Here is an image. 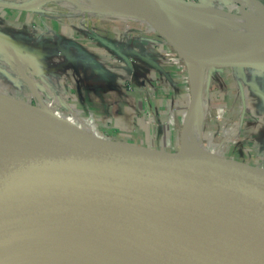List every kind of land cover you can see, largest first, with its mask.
<instances>
[{
  "label": "water",
  "instance_id": "water-1",
  "mask_svg": "<svg viewBox=\"0 0 264 264\" xmlns=\"http://www.w3.org/2000/svg\"><path fill=\"white\" fill-rule=\"evenodd\" d=\"M126 1L136 15L156 26L183 61L187 49L179 35L196 38L183 13L211 5L207 0ZM0 6L23 10L3 1ZM193 43L206 56L203 72L207 65L209 70L264 72V59L247 60L213 41ZM202 85L203 77L198 97ZM8 100L16 101L0 93V167L18 174L33 172L40 205L25 207L23 198H15L18 192L11 193L14 199L0 201V264H264V194L232 193L213 173L220 170L264 187V168L222 158L205 160L203 153L189 150L160 153L78 135L80 143L52 142L26 123L27 115L11 108ZM58 120L46 116L40 127L73 138L71 131L57 127ZM141 175L146 180L176 176L210 186L142 187L131 179ZM93 177L103 180L107 195L92 199L81 188L79 180ZM62 183L78 204L66 196Z\"/></svg>",
  "mask_w": 264,
  "mask_h": 264
},
{
  "label": "rangeland",
  "instance_id": "rangeland-1",
  "mask_svg": "<svg viewBox=\"0 0 264 264\" xmlns=\"http://www.w3.org/2000/svg\"><path fill=\"white\" fill-rule=\"evenodd\" d=\"M1 1L6 2V0ZM25 1L26 0H17L15 3L17 5H24ZM34 1H36L34 7H38V5L42 6L39 11L35 8H33V11H24L13 7L0 6V30L10 32L11 34L26 33L31 39L35 40V42H33L35 46L38 45L37 43L39 41L45 47H50L53 50H58V47H60V52L69 51L73 57L76 55L77 58H83L82 62L85 63L86 71L91 69L89 65L93 62L95 65L94 67L101 69L102 73L106 72L103 77L106 80L104 81V79L101 78L104 84L99 90L103 96H106L107 103H105V105L101 104L105 109H100L99 112L103 113V117H114L113 124H115V126L112 127L108 124L107 127H101L98 124L96 116L93 118L91 117L92 120L89 122V115H93L95 112L89 107L82 108V104L86 103L78 102L76 103L77 107L64 108L63 105L66 100L58 96L48 85L37 83V86L32 85L31 91L24 86L25 89L22 90V92L25 95L15 97L8 92L9 89L7 87L8 90L0 83V88H4L0 89V93L6 92L9 95L8 97L13 96L12 98L16 99V101L8 100L10 101L8 103L9 106L16 111L25 113L27 115L24 116L26 118V123H29L33 127H38V132L41 134L42 138L49 141L53 140L52 142H56L55 140H68L70 142L80 143L81 141L75 138L76 135H78L86 139L97 141L101 139L109 140L104 137H111V141H116L115 137L117 134H120V132L116 131V125H118V123H116L118 119L117 113H123L125 105L134 104L136 101L131 100L132 103H125L123 102L124 100H118L120 96L131 97L133 96V91L137 90L134 95H137L139 99H143V97L145 99V95L148 93L150 95L153 94V101L157 98L161 100L166 98L159 88V84L156 82L157 80H154L157 75L161 76L162 73L159 74V71V73H156V67L150 64L154 57L151 52L149 53L147 48H150L152 44L151 47H153V50L164 43H167L171 47L172 51L179 59L177 71L184 77V83L187 89L186 65L182 57L177 55L172 46L159 34L156 27L154 29H149L147 27H140V25H130L123 29L122 22L119 19H114V21H117V25L115 26L110 25L112 22H110V24L108 22H103L104 26L96 25L95 22L82 19L88 17L96 18V16L99 17L102 14L96 10L85 8L82 3L77 0ZM192 1L195 3L198 2L197 0ZM207 1L221 12L225 10L224 14L226 15L239 13L244 17L249 16V8H246L241 2L239 3V0ZM65 2L68 8L64 7L65 5L61 6ZM55 7H58V9ZM256 10L259 20L264 22V18H261L264 17V11L261 8L260 10L263 12L258 9ZM202 18L211 19L210 16L208 17L205 15H202ZM153 36L156 39H160V44L155 43ZM158 58L161 59L160 63L162 62L164 66H169L164 63L166 62V56L163 55L162 51H160ZM77 66L81 68V65ZM15 67L17 68L14 64L13 68ZM205 72L204 74L206 75H203L202 89L204 95L207 96H205L206 109L204 114L202 113L201 139L203 143L211 142V144L217 145L218 148V143L224 140V137L228 135L223 152L220 149L224 161L233 160L236 163L247 164V166L251 168H264V159L262 165L253 162L254 158L249 157L251 152L249 153V151L246 150L248 146L245 144V141L254 135L252 138L255 140L258 138L261 140V138H263L264 146V124L255 125V122H253L255 121L254 119L257 118V112L264 111V72L251 68H243L240 70L237 67L215 68L210 71L211 73L208 71ZM31 73L32 72H30V74ZM27 74L29 77L31 76L29 72H27ZM14 75L16 76L15 73ZM257 78L261 79L258 80ZM12 82L14 83L13 80H11V84ZM15 82L19 85L20 83L25 85L20 78H17ZM50 91H52V93L48 94L47 92ZM104 93L106 95H104ZM187 93L188 96L185 95L186 100L185 98L184 100L178 98L173 105L175 111L176 108L181 109L180 115L181 113H185L188 109L187 107L191 105L192 93H190L189 88ZM111 97L114 99H111ZM57 98L59 99L57 100ZM67 103L66 105H68ZM250 104L252 106H250ZM247 106L251 109V113L246 110ZM142 109L143 106L141 107V110ZM76 112L81 116L79 120H76ZM84 112L86 114L89 113V115H85ZM132 112L134 113L135 110ZM48 113L50 114L48 115ZM52 113L58 116V118H55L59 119L56 121L57 127L62 130L71 131L72 134H74V137L72 136L73 138L64 134L47 133L41 129V127L45 125L43 121L46 116H52ZM136 116H138L137 113ZM188 119L189 115L187 114L181 132V121L178 119V127L175 128L176 135L172 141L168 140V134L164 136L153 132L151 137H156L159 142L158 144H167L168 148H173L172 150L181 149L180 140ZM259 123L261 122L259 121ZM262 132L263 135L261 134ZM123 133L135 137V139L139 138V130H136V128L130 127L128 131ZM130 144L139 148H144V145L138 143ZM243 183L245 184L248 182L243 181Z\"/></svg>",
  "mask_w": 264,
  "mask_h": 264
},
{
  "label": "crops",
  "instance_id": "crops-1",
  "mask_svg": "<svg viewBox=\"0 0 264 264\" xmlns=\"http://www.w3.org/2000/svg\"><path fill=\"white\" fill-rule=\"evenodd\" d=\"M153 38L152 39L155 41V43L160 44L159 38L156 39L154 36ZM33 42H35V40L31 39L26 33L24 34L22 32L18 34H11L10 32L0 30V83L3 84L5 88L7 87L9 89L8 90L6 88L8 92L15 97L24 96L25 94L22 92V90H24L25 87L31 91L32 85L37 86L39 83H42V85H48L51 87V89L58 96L62 97L63 100L65 99L68 102L67 103L65 101V104L63 105L64 108L77 107L76 103L78 102L86 103L82 104V108L89 107L95 112L92 114L93 117L96 116L99 126L107 127V124L111 127L115 126V124H113L114 117H103V113L99 112L100 109H105V107L101 106V104L105 105V103H107L106 96H103L99 90L104 84L102 79H104V81L106 80L103 78L106 72L102 73L101 69L94 67L95 65L93 62L89 65L91 69L86 71L85 63L82 62L83 58H77L76 55L73 57L69 51L60 52V47H58V50H53L50 47H45L39 41L37 43L38 45L36 46ZM151 46L147 49L149 53H152L154 58L152 59V62H149L150 64H153L154 67H156V73H162L161 76L157 75L154 80H157L156 82H158L159 88L166 98H163V100L157 98L153 101V94L150 95L148 93L145 95L147 99H144L143 97V99L141 98L143 100L142 101L137 95H134L137 90L133 91V96L131 97L120 96L118 100H124L123 102L125 103H132L131 100L136 101L134 104L125 105L123 113H117L118 119L116 120V123H118V125H116V131L120 132V134H117L115 140L128 145H131L130 143L144 145V148L141 149H151L160 153H176L179 149L172 150L173 148H168L167 144H158L159 142L157 138L151 137V135L153 132L162 134L164 136L168 134V140L172 141L176 135L175 128L178 127V119L181 121V132L188 109L185 113H181V116V109L176 108L175 111L173 105L175 101L178 100V98L181 100H184L185 98L186 100L185 95L188 96V87L186 89L184 77L178 73L177 69L179 66L176 63L164 62L169 66H164L162 62L160 63L161 59L158 57L160 51H162V44H160V46L154 50ZM14 64L17 66V68H13ZM77 65H81V68H79ZM27 72H29V74L32 72L30 77L28 76ZM17 78H20L25 85H22L21 83L19 85L17 82H15ZM257 79L260 80L261 78ZM11 80H13L14 83L12 82L11 84ZM0 89L4 88L2 87ZM47 93L51 94L52 91ZM2 94L9 96L6 92ZM104 95L106 94L104 93ZM112 98L113 97H111V99ZM58 99L59 98H57V100ZM66 103L68 105H66ZM142 106L143 109L141 110ZM250 106L252 105L250 104ZM133 110H135L134 113L132 112ZM246 110L250 112L251 109H249L247 106ZM136 113L138 116H136ZM49 114L50 113H48V115ZM84 114L89 115V113L86 114L85 112ZM256 117L257 118L254 119L255 121H253L255 122V125H261L262 123L264 124V111H258ZM259 121L261 123H259ZM130 127L139 130V138L135 139V137L123 133L128 131ZM261 134L263 135V132ZM252 137L247 140L245 139V144L248 146L246 150H248L249 153L251 152L249 157L254 158L253 162H257L260 163L259 165H262L264 159L263 138H261V140L259 138L255 140Z\"/></svg>",
  "mask_w": 264,
  "mask_h": 264
},
{
  "label": "bare ground",
  "instance_id": "bare-ground-1",
  "mask_svg": "<svg viewBox=\"0 0 264 264\" xmlns=\"http://www.w3.org/2000/svg\"><path fill=\"white\" fill-rule=\"evenodd\" d=\"M1 1V0H0ZM17 0H6L5 3L16 4ZM82 3L85 8L96 10L102 15L96 18H83L85 21L95 22L97 25H103V22H112L110 25H117V21L114 19L121 20L123 29L130 25H140V27H147L149 29L155 28L153 23L143 20L138 15L135 14L133 8L128 4L126 0H77ZM245 1V0H244ZM26 2V3H25ZM24 5H20L24 11L40 10L42 6L34 7L36 1L26 0ZM23 3V2H22ZM66 3V2H65ZM61 6L68 8L67 3ZM49 4V3H47ZM43 5V4H42ZM46 5V4H44ZM246 8H249V16L244 17L239 13L233 15H226L224 12L220 11L218 8L212 7V5H203L200 7V12L198 13H183L185 18L190 22L196 31V38L191 40L186 33H181L179 37L184 42L186 46V60L184 64L186 65V79L188 81V88L190 93H192V101L190 105V114L187 121L186 127L183 131L181 138V150H189L196 153H203L204 159H218L223 158L221 150L225 148L227 143V137H224L217 145L211 144V142L203 143L201 140V129H202V113L206 109V97L204 95L203 89L202 94L198 97V90L201 79L204 74L202 68V61L204 62L206 56L198 51L193 42H207L213 41L217 45L227 46L232 48L235 52L239 53L243 58L247 60L254 61L256 59H264V22L259 20L257 15V10L260 8L264 11V4L257 1L246 0L243 4ZM49 6V5H48ZM58 6V5H57ZM73 6V5H72ZM71 6V7H72ZM251 7V9H250ZM50 8V7H49ZM56 8V7H55ZM63 8V7H62ZM45 9V8H44ZM58 9V7L56 8ZM261 11V10H260ZM261 11V12H263ZM85 14V13H84ZM224 14V15H223ZM229 14V13H228ZM88 15V14H87ZM202 15L210 16V20L202 18ZM92 17V16H91ZM69 18V17H68ZM264 18V17H261ZM164 27V26H163ZM105 28V27H104ZM166 28V27H164ZM168 29V28H167ZM166 30V29H165ZM169 30V29H168ZM124 32V31H123ZM188 39V40H187ZM190 40V41H189ZM192 41V42H191ZM199 59L201 64L195 63V59ZM202 67V68H201ZM205 71L210 72L209 66L207 65ZM206 73V72H205ZM211 73V72H210ZM207 91V90H206ZM206 93V92H205ZM241 94V93H240ZM237 105V104H236ZM241 105V104H240ZM229 108V107H228ZM243 109V108H242ZM54 114V113H53ZM204 118V117H203ZM228 126V125H227ZM226 126V127H227ZM39 133V132H38ZM41 136V134H39ZM53 141V140H52ZM56 142H61L60 140H55ZM68 141V140H65ZM221 149V150H220ZM207 152V154H206ZM214 177L217 183L222 188H225L232 193L238 194H264V187H256L254 185L243 183L242 179H237L232 175L226 174L220 170H213ZM133 181L141 185L142 187H153V186H164V185H208L204 181H185L176 176H157L150 177L149 180L141 176H135L131 178ZM220 179L223 180L221 184ZM81 188L93 199V197H100L101 195L108 194V188L106 184L100 177L85 178L79 180ZM34 173L28 172L25 174H18L13 170L0 167V201L14 199L11 195L12 192H18L15 198H23L26 201L25 207L35 205L39 207L40 200L35 188ZM62 183V187L65 191L66 196L73 202L79 203V200L72 193V191ZM108 191V192H106ZM4 197L6 199H4ZM55 264V263H48Z\"/></svg>",
  "mask_w": 264,
  "mask_h": 264
},
{
  "label": "built area",
  "instance_id": "built-area-1",
  "mask_svg": "<svg viewBox=\"0 0 264 264\" xmlns=\"http://www.w3.org/2000/svg\"><path fill=\"white\" fill-rule=\"evenodd\" d=\"M162 53L164 56H166V63H176L178 65L179 59L176 57L175 53L172 51L171 47L167 43H164L162 45ZM76 115H77L76 120H79V117H81V116H79L78 112H76ZM89 116H90L89 122H91L93 115L90 114ZM104 138L109 139V140L111 139V137H109V138L104 137Z\"/></svg>",
  "mask_w": 264,
  "mask_h": 264
},
{
  "label": "trees",
  "instance_id": "trees-1",
  "mask_svg": "<svg viewBox=\"0 0 264 264\" xmlns=\"http://www.w3.org/2000/svg\"><path fill=\"white\" fill-rule=\"evenodd\" d=\"M1 92H3V91H1ZM54 118H58V116H56L55 114H51Z\"/></svg>",
  "mask_w": 264,
  "mask_h": 264
}]
</instances>
